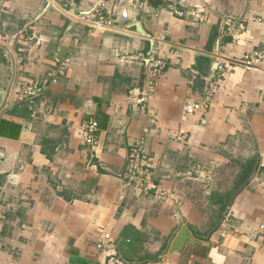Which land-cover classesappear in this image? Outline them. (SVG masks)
<instances>
[{"label":"crops","instance_id":"crops-1","mask_svg":"<svg viewBox=\"0 0 264 264\" xmlns=\"http://www.w3.org/2000/svg\"><path fill=\"white\" fill-rule=\"evenodd\" d=\"M0 44V264H264V0H0Z\"/></svg>","mask_w":264,"mask_h":264},{"label":"built area","instance_id":"built-area-1","mask_svg":"<svg viewBox=\"0 0 264 264\" xmlns=\"http://www.w3.org/2000/svg\"><path fill=\"white\" fill-rule=\"evenodd\" d=\"M61 1H65V0H61ZM104 6H105L104 3L99 2L91 14H96L102 11L104 9ZM127 17H128L127 11L125 10L121 11L120 18L125 20L127 19ZM263 60H264V54L258 53L254 56V58H251L248 62L253 64V63L261 62ZM163 68H164V63L161 59L156 58L154 55L149 56L148 68H147V85L148 86L152 85L155 78L161 74ZM223 72H224V67L221 64H219L216 73L221 75ZM42 91H43V87L38 86L36 84L25 85V89L22 94H23V97L25 98L33 99V98L38 97L42 93ZM198 108H199V105L197 104L187 103L183 108V119H187L188 117L193 115ZM97 129H98V123L94 120L84 122L81 125L80 134L85 144L87 145L94 144L95 134H96ZM140 149H141L140 144H138L135 147V149L132 151V154L130 156L131 163L128 167V174H127V177L129 178L130 181H133L135 179V174H136V171L138 170L137 161H138V155L140 153ZM111 240L112 239H111L110 234H106L101 242L104 246H109L111 243ZM110 262L113 264H127L122 259H119V257H117L114 254L112 255L110 254Z\"/></svg>","mask_w":264,"mask_h":264},{"label":"water","instance_id":"water-1","mask_svg":"<svg viewBox=\"0 0 264 264\" xmlns=\"http://www.w3.org/2000/svg\"><path fill=\"white\" fill-rule=\"evenodd\" d=\"M0 47L2 49H4L6 54H8L9 60L11 63V77L9 79V83L7 84L6 88L1 92V98H0V114H1V112L7 107L9 98L11 96L12 87H13V84L15 81L16 68H15V59L13 58L12 55H9L10 52H9L8 48L3 44H0ZM216 50H218V47ZM218 65H219V61L216 58L213 60V62L211 64V71H210V75L208 76V79L206 81L205 90H207L210 81H212L214 79L216 72H217Z\"/></svg>","mask_w":264,"mask_h":264},{"label":"trees","instance_id":"trees-1","mask_svg":"<svg viewBox=\"0 0 264 264\" xmlns=\"http://www.w3.org/2000/svg\"><path fill=\"white\" fill-rule=\"evenodd\" d=\"M19 132V126L6 121L0 122V135L15 137Z\"/></svg>","mask_w":264,"mask_h":264}]
</instances>
